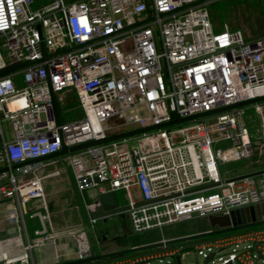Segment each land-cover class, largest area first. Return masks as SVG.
Masks as SVG:
<instances>
[{"label":"built area","instance_id":"2783aa9c","mask_svg":"<svg viewBox=\"0 0 264 264\" xmlns=\"http://www.w3.org/2000/svg\"><path fill=\"white\" fill-rule=\"evenodd\" d=\"M215 1L50 0L36 5V0H0V69L26 63L0 77V168L8 167L0 171V202L17 200L10 209L15 224H21L31 200H40L46 210L31 214L43 227L25 252L10 256L4 251L0 264H35L33 249L55 242L47 227L51 215L43 181L60 170L44 176L40 162L14 165L56 153L63 144L71 147L264 95V37L246 42L241 30L228 25L215 31L208 9ZM20 74L19 84L14 77ZM67 90L76 92L83 117L59 124L53 93L57 100ZM263 110V102H255L138 134L135 146L124 138L66 158L81 191L108 184L118 193L121 205L130 206L126 212L135 232L214 213L229 218L234 209L264 202L263 170L242 178H227V170L222 171L254 156L247 115H261L264 127ZM4 119L11 121V140L4 139ZM115 119L121 123L106 126ZM209 183L218 185L189 191ZM230 225L229 219L216 229ZM214 236L190 244L199 255L213 253L210 264H264V225ZM186 248L167 245L83 264H151L155 259L182 264ZM85 249L95 254L92 247H82L79 258ZM165 257L171 259L164 262Z\"/></svg>","mask_w":264,"mask_h":264},{"label":"crops","instance_id":"0c3cea01","mask_svg":"<svg viewBox=\"0 0 264 264\" xmlns=\"http://www.w3.org/2000/svg\"><path fill=\"white\" fill-rule=\"evenodd\" d=\"M49 1L50 0H36V5H42ZM19 76H21V79H18L16 82L20 84L23 82V75L20 74ZM262 102L264 106V101ZM57 103L62 121L63 118L60 110L62 108L65 109L68 104L70 105V108L65 109L66 120L64 119V122L83 117V110L75 91L67 90L62 94H59L57 97ZM79 109L81 110V114L73 116L74 118L72 119H68V112L70 113L74 111L76 113ZM248 113L247 122L251 128V139L255 147V154L245 162L241 160L244 162L241 171H239L234 177L232 174L226 172L225 177L227 178H237L264 170V127L261 125L262 118L261 115L255 112L249 111ZM4 139L7 140L6 136ZM2 140V137H0V145ZM66 157L59 156L39 161L41 163L39 166V173L41 175H48L58 169L60 170V173L54 176H48L43 181L48 208L51 215V223H48L47 227L48 231L55 236V242L33 249L32 261L35 264H54L79 258L80 248L90 246L89 230L91 226L94 227L95 224H99L101 221V219H97L95 222L92 221L91 208L97 212L99 206L98 195L103 191V188L108 190L109 187L91 186L84 191H81L77 186L74 174L73 177L69 176L67 179H63L64 168L67 166L72 169L71 165L65 160ZM241 161H235L233 163H240ZM14 205H17L16 199L0 202V260L2 259V253L4 251L8 252L10 256H19L23 254L27 243L37 237L35 231L43 227L38 216L31 217V214L35 212L46 211L40 200H31L27 203V213L21 218V224H15L13 222L10 209ZM21 225L23 226V229ZM187 234L190 233L163 237L169 239ZM155 241L158 240H153L151 242ZM183 243L185 244V242ZM142 244H147V242L131 244L129 247ZM122 248L127 247H120L110 251ZM159 249H161V247L150 250ZM40 250L41 252H38Z\"/></svg>","mask_w":264,"mask_h":264},{"label":"rangeland","instance_id":"374dc122","mask_svg":"<svg viewBox=\"0 0 264 264\" xmlns=\"http://www.w3.org/2000/svg\"><path fill=\"white\" fill-rule=\"evenodd\" d=\"M208 9L210 11L215 31H222L225 25H228L231 31L241 30L246 42H251L258 38L264 37V0H217L210 4ZM14 79L17 81L18 79H21V76L17 75L14 77ZM66 108H70V105L68 104ZM65 109L62 108L60 110L63 121L66 120ZM78 114H81L80 109L77 110L76 113L74 111L70 113L68 112L67 117L68 119H72L74 118L73 116ZM119 123H121V120L115 119L108 122L106 126L114 128V126L118 125ZM3 126L7 140H11L13 137L11 121L9 119H4ZM110 128L108 130L109 133ZM129 144L130 146H135L136 139L130 137ZM66 156L67 154H64L61 157ZM65 160L68 162L67 158H65ZM243 161L245 162L246 160ZM243 161L240 163L236 162L222 166V171L225 172V170H227V172L232 174L234 177L239 173V171H241L242 165L244 163ZM69 176L73 177L72 169L66 166V168L63 170L62 178L67 179ZM101 185L109 187L108 184ZM101 185H99V187ZM119 193L122 201L126 202L124 192L120 191ZM133 195L136 199H138L139 193L136 189L133 190ZM222 216H224L223 213H214L209 217L194 216L192 219L178 221L164 226L162 229L157 228L144 232H135L128 216V212L119 213L107 218H102L99 224H95L94 227L91 226L89 230V245L97 254L120 247H129L131 244L141 242L148 243L153 240H159L161 237L163 238V236L170 237L184 233L202 232L212 229L214 222L213 220L221 218ZM198 242L200 241L193 240L185 242V244L188 245V248L184 249L181 255L182 264H204L205 256L203 254L199 255L194 246H190V244H195ZM229 251L230 250L223 251L221 254L226 256L227 252ZM38 252H41V250ZM167 259L171 258L165 257L164 262H166ZM218 260L219 259L216 256V261ZM151 264H159V260H152Z\"/></svg>","mask_w":264,"mask_h":264},{"label":"water","instance_id":"95a60500","mask_svg":"<svg viewBox=\"0 0 264 264\" xmlns=\"http://www.w3.org/2000/svg\"><path fill=\"white\" fill-rule=\"evenodd\" d=\"M25 65L26 63L24 62L9 63L8 65L0 69V77L11 74L13 72H17L19 69H21ZM53 99H54V108H55L56 115H57V121L60 124L61 118H60V113L58 109V103H57L56 96L54 93H53ZM262 101H264V95L250 98V99L238 102L236 104L222 106L212 111H206V112H202V113H198V114H194V115H190L186 117L176 118V119H173L171 121H168L162 124L151 125V126H147L143 128H136L133 130L124 131V132H120L117 134H112V135L106 136L101 139H94V140L86 141V142L79 143L71 147H68L65 144H63L61 150H59L56 153H53L47 156H42L36 159H31L26 162L16 164L14 166L25 165L29 163H35L39 161L56 158L64 154L74 153V152H77V151H80V150H83V149H86L92 146H96V145H100L103 143H108V142H112V141H116V140H120L124 138H130V137L136 136L144 132H148V131H152V130H156V129H160L163 127H168V126H172L176 124H181V123L188 122L194 119H198V118H202L208 115L219 113L221 111H226V110H230L236 107L246 106V105H249L255 102H262ZM5 169H8V167L0 168V171H4ZM259 173L260 172H254V173L240 176L237 178L257 175ZM96 181L100 182L98 177H96ZM216 185H218V183H209V184L195 187L193 189H190L189 191L190 192L201 191L203 189L214 187ZM98 201H99V206H98L97 212L93 208H91V215H92V218L94 219H102V218H107L115 214L125 213L130 208L129 205H124V206L121 205L118 193L114 190H108L104 192L102 191L98 195ZM143 203H146V202L142 201V202L137 203V205H141ZM229 219L231 221V225L228 227H222L218 229H212L208 231L192 233V234H188L185 236L174 237V238L167 239V240H160V241H156L152 243L131 246L127 248H122V249L104 252V253H98V254H92V252L89 249H85L81 252V255H82L81 258H77L74 260H68L64 262H58L54 264H83V263L92 262V261H99V260L106 259V258L123 256L126 254L140 252L144 250L155 249V248H159V247H163L167 245H174V244H179V243H183L187 241L199 240V239L206 238L209 236L219 235V234H223V233H227L231 231L261 226V225H264V202L251 205V206H247V207H243V208L234 209L231 211ZM212 258H213V253L205 257L204 264H210L212 261ZM228 264H231V262Z\"/></svg>","mask_w":264,"mask_h":264},{"label":"bare ground","instance_id":"6f19581e","mask_svg":"<svg viewBox=\"0 0 264 264\" xmlns=\"http://www.w3.org/2000/svg\"><path fill=\"white\" fill-rule=\"evenodd\" d=\"M224 214V213H223ZM214 222H213V228L212 229H216L218 226H224V225H226V224H228V222H229V218L226 216V215H224V216H222L221 218H218V219H216V220H213ZM212 229H209V230H212ZM205 231H208V230H205ZM179 237V236H178ZM169 239H171V238H169ZM160 240H167L166 238H162V239H160ZM160 240H158V241H160ZM156 242V241H155ZM152 243V242H151Z\"/></svg>","mask_w":264,"mask_h":264},{"label":"trees","instance_id":"16d2710c","mask_svg":"<svg viewBox=\"0 0 264 264\" xmlns=\"http://www.w3.org/2000/svg\"><path fill=\"white\" fill-rule=\"evenodd\" d=\"M212 237H215V236H209V237H206V238H202V239H199V241H204V240H207V239H210ZM153 250H144V251H140V252H135V253H130V254H126L124 256H128V255H135V254H139V253H148V252H151Z\"/></svg>","mask_w":264,"mask_h":264}]
</instances>
